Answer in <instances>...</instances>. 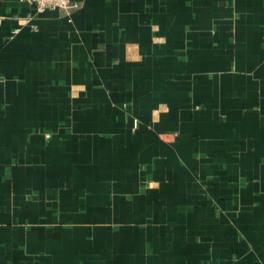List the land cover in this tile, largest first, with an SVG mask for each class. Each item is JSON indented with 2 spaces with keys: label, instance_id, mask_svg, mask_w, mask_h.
I'll use <instances>...</instances> for the list:
<instances>
[{
  "label": "crops",
  "instance_id": "obj_1",
  "mask_svg": "<svg viewBox=\"0 0 264 264\" xmlns=\"http://www.w3.org/2000/svg\"><path fill=\"white\" fill-rule=\"evenodd\" d=\"M0 264H264V0H0Z\"/></svg>",
  "mask_w": 264,
  "mask_h": 264
},
{
  "label": "built area",
  "instance_id": "obj_2",
  "mask_svg": "<svg viewBox=\"0 0 264 264\" xmlns=\"http://www.w3.org/2000/svg\"><path fill=\"white\" fill-rule=\"evenodd\" d=\"M34 2L39 11H44L46 8H59L66 13H71L81 7L82 0H27Z\"/></svg>",
  "mask_w": 264,
  "mask_h": 264
}]
</instances>
